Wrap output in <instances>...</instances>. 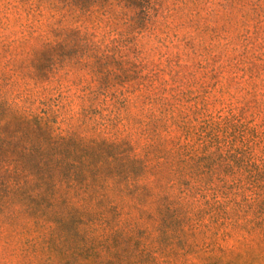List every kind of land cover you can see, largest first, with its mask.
<instances>
[{"label": "trees", "instance_id": "16d2710c", "mask_svg": "<svg viewBox=\"0 0 264 264\" xmlns=\"http://www.w3.org/2000/svg\"><path fill=\"white\" fill-rule=\"evenodd\" d=\"M226 237L264 250V0H0L2 262Z\"/></svg>", "mask_w": 264, "mask_h": 264}, {"label": "rangeland", "instance_id": "374dc122", "mask_svg": "<svg viewBox=\"0 0 264 264\" xmlns=\"http://www.w3.org/2000/svg\"><path fill=\"white\" fill-rule=\"evenodd\" d=\"M226 238L218 240L215 246H207L209 241L192 245L183 264H264L263 247L246 248L235 244L234 238ZM0 264H4L1 256Z\"/></svg>", "mask_w": 264, "mask_h": 264}]
</instances>
